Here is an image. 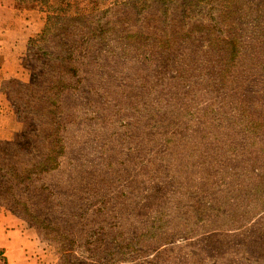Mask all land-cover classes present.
Wrapping results in <instances>:
<instances>
[{
	"label": "rangeland",
	"instance_id": "1",
	"mask_svg": "<svg viewBox=\"0 0 264 264\" xmlns=\"http://www.w3.org/2000/svg\"><path fill=\"white\" fill-rule=\"evenodd\" d=\"M54 1L41 5L48 21L37 43L72 53L71 75L57 67L52 75L78 84L37 96L58 100L65 154L27 196L29 219L1 210L55 264H209L234 253L264 264L263 223L252 217L261 206L245 204L235 218L218 211L221 201L210 206L219 195L207 186L220 184L226 161L214 132L238 128L229 118L234 101L248 121L243 146L264 143V0H73L84 17L65 27ZM4 88L12 116L24 118L19 132L35 129L23 112L36 95L13 82ZM203 95H224L227 104L207 139ZM248 150L245 158L259 156ZM240 172L249 177L243 184L264 186V173ZM176 247L185 254H172Z\"/></svg>",
	"mask_w": 264,
	"mask_h": 264
},
{
	"label": "trees",
	"instance_id": "2",
	"mask_svg": "<svg viewBox=\"0 0 264 264\" xmlns=\"http://www.w3.org/2000/svg\"><path fill=\"white\" fill-rule=\"evenodd\" d=\"M44 1L46 0H13L19 10L41 13L44 16V26L39 34L30 39L28 48L20 59L23 72L21 78L5 79L0 68V136L2 134L6 136L5 138L0 137V209L11 212L24 220L32 216L31 214L28 215L31 209L27 196L33 191L34 185L42 182L47 176L59 169L66 150L61 132L62 123L57 105L58 100L55 96L40 98L37 96L39 95V88H42L41 93L43 95H64L69 90H75L78 84V81L74 84L65 80L57 81L52 75L54 68L57 67L58 69H64L63 72L70 76L73 68L71 63L74 61L73 54L68 53L66 56L54 55L47 48L45 49L43 45L40 47L37 43L39 42L38 39L44 34L48 21V11L43 9L46 5ZM161 1L166 3L170 0ZM54 2L56 3L53 14L65 13L63 17L54 15L57 17L56 21H60L63 26L69 20L73 22L79 17H84L82 11L85 8L80 9L73 0H57ZM41 5L43 8H41ZM71 15L73 18H71ZM53 19L55 18L53 17ZM228 44L236 49L239 43L236 39H230ZM34 61L39 62V65ZM40 79H45L42 87H40V83H37ZM9 82L20 84L27 93L36 95L33 101L29 99L30 103H27V105L29 104L27 111L23 112V114L28 115L26 118L31 120L32 126L36 127L35 129L19 132L24 118L16 119L7 108L8 99L6 95L8 94L4 85ZM203 96L204 98L198 104L204 105L201 133L207 139L212 134L213 122L221 117L219 110H222V106L227 104L224 95ZM229 110L231 113L229 118L237 117L234 120V126L238 128L231 133L227 131V126H222L221 130L215 131L212 136V140L219 145V150L226 155V161L221 165L223 172L219 173L220 184L213 187L210 180L207 183V186H211L213 190L217 189L216 193L219 195L216 203L210 206H216L221 201L222 204L218 207V211L221 212L226 208L227 211L234 212V214L229 215L238 218L237 214L247 211L245 204L250 205L252 209L256 205H260L261 207L255 210L256 212L253 213L252 217L260 216L261 223H263L261 228L264 229V199L262 196L258 197L257 195L259 193L264 195V186L262 183H258L257 187L251 188L249 185L243 184V180L249 179V177L247 173L240 172L241 170L252 169L255 172L264 173V143L248 142L250 148L252 147L255 152L259 153V156L255 159L245 158L243 155L245 149L247 152H252L248 150L249 146L244 147L243 142L239 140L240 136H244L245 132H249L248 121L243 115L245 111L242 110L238 101H234ZM5 117H7V126L3 124ZM190 132L192 131L189 129L185 131V133ZM11 136H14V138H10ZM182 144L184 143L182 142ZM240 146H243V148L241 149ZM247 160H251L252 165L248 166ZM38 189L45 192L49 187L47 184H41ZM199 202H203V200L200 199ZM160 221L163 222V220ZM233 226L235 229L238 227ZM180 248L176 247L171 253L176 256L185 254L184 248L183 250H180ZM177 249L178 251H176ZM230 256L232 257H227L222 261L219 259L209 264H253L250 261L248 262L246 258L241 257V254L234 253Z\"/></svg>",
	"mask_w": 264,
	"mask_h": 264
},
{
	"label": "crops",
	"instance_id": "3",
	"mask_svg": "<svg viewBox=\"0 0 264 264\" xmlns=\"http://www.w3.org/2000/svg\"><path fill=\"white\" fill-rule=\"evenodd\" d=\"M43 26L41 13L19 10L13 0H0V68L5 79L23 76L20 59L30 39L39 34ZM0 251L8 264H55L41 252L35 234L1 209Z\"/></svg>",
	"mask_w": 264,
	"mask_h": 264
},
{
	"label": "built area",
	"instance_id": "4",
	"mask_svg": "<svg viewBox=\"0 0 264 264\" xmlns=\"http://www.w3.org/2000/svg\"><path fill=\"white\" fill-rule=\"evenodd\" d=\"M0 264H6L5 256L2 252H0Z\"/></svg>",
	"mask_w": 264,
	"mask_h": 264
}]
</instances>
